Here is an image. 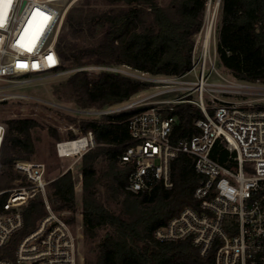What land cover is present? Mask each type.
Instances as JSON below:
<instances>
[{
    "label": "trees",
    "instance_id": "trees-1",
    "mask_svg": "<svg viewBox=\"0 0 264 264\" xmlns=\"http://www.w3.org/2000/svg\"><path fill=\"white\" fill-rule=\"evenodd\" d=\"M208 2L170 0L164 8L158 0H84L69 11L57 43L62 69L95 65L127 67L150 76H182L193 67L196 36L204 27ZM216 53L220 66L235 79L264 84V0H220ZM149 86L118 72L100 71L91 78L88 72L77 71L55 86L53 94L81 109L103 110L130 102ZM140 110L81 122L83 135L92 132L95 141V147L82 156L79 202L83 233L94 240L102 229H110L98 244L96 264H214V250L202 257L191 240L160 241L155 236L182 210L198 206L194 192L203 177L190 155L180 153L172 161L171 189L162 184L138 194L127 189L130 169L120 167L119 160L135 143L128 121ZM163 115L177 118L172 144L199 134L195 122L204 119L202 111L190 103L165 109ZM6 127L0 155L2 190L11 188L19 177L14 162L29 161L35 154L33 130L39 123L16 118L8 120ZM226 155L221 146L213 150L220 163ZM47 193L56 212L77 206L70 170L50 182ZM106 203L120 206V212ZM23 213L24 227L2 250V258L14 260L19 241L46 215L42 197L31 200Z\"/></svg>",
    "mask_w": 264,
    "mask_h": 264
},
{
    "label": "built area",
    "instance_id": "built-area-1",
    "mask_svg": "<svg viewBox=\"0 0 264 264\" xmlns=\"http://www.w3.org/2000/svg\"><path fill=\"white\" fill-rule=\"evenodd\" d=\"M83 1L0 0V84L66 73L57 43L69 10ZM18 42L32 46V51ZM49 55L54 62H49ZM76 71L127 75L121 68L95 65ZM192 72L193 79H187ZM162 82L165 90L161 94L173 93V99L151 102L147 109L143 102H134L99 111L102 116L141 109L128 121L135 143L119 160L120 167L130 169L127 189L135 194L150 192L157 184L171 189L172 161L180 153L190 155L203 177L194 192L198 206L182 210L156 231V238L191 240L202 257L214 250V264H264V84L228 78L208 61L207 54L196 61L195 53L188 73L165 77ZM2 89L0 95L7 99L23 97ZM181 103L199 108L204 119L195 122L199 134L172 144L177 118L165 117L163 110H173ZM6 132V124L0 122V155ZM82 139L86 140L84 149L70 150V156L62 155L65 142L58 143L59 156H83L95 147L92 132L69 141ZM218 146L227 151L223 163L213 157ZM13 167L19 175L17 185L0 191V264H80L77 237L48 199L46 165L17 160ZM38 196L46 215L19 241L14 260L2 258V250L24 227L25 207Z\"/></svg>",
    "mask_w": 264,
    "mask_h": 264
},
{
    "label": "rangeland",
    "instance_id": "rangeland-1",
    "mask_svg": "<svg viewBox=\"0 0 264 264\" xmlns=\"http://www.w3.org/2000/svg\"><path fill=\"white\" fill-rule=\"evenodd\" d=\"M218 1L219 0H209L208 2L204 27L196 36L194 53L196 61L201 56L207 54L208 61H211V63L215 65V68L220 74L232 78V76L220 66L216 53L217 29L220 23V4ZM158 2L162 7L167 8L170 0H158ZM81 3L74 5L72 8L79 6ZM210 29L208 49L206 50L207 52H205L203 46L204 40ZM121 69L127 72L126 76L150 84L147 90L140 92L128 103L143 102L145 104L143 107L147 109L152 106L150 104L151 102L171 100L176 96L173 93L161 94V92L165 90V83L162 82L165 77L141 74L127 67H122ZM65 72L66 73L57 76H37L27 79H18L13 83H1L0 87H3L2 91L5 93L19 94L23 95V97L7 99L5 96L0 95V122L6 124V122L11 119L31 118L39 123V127L33 130L36 152L29 161L44 163L47 168V180L50 182L67 172L68 169L72 172L75 191L78 196L77 206L74 210H64L60 211V213H63V218L70 224L73 233L77 237L79 263L96 264L98 244L104 236L110 233V229H102L94 240L85 237L82 228V213L79 202V198L82 194V156L60 157L57 152V144L83 136L81 122L99 119L101 117L99 111L102 110L81 109L73 102L66 99L59 100L54 96L53 88L64 83L77 71L76 69L70 68L65 70ZM88 74L91 78H95L99 72H88ZM193 75L194 72L188 75L187 79L192 80ZM170 84H173V81H171ZM3 174L4 168L0 165V186L4 183ZM17 183L16 180H13L11 188L17 185ZM0 191H2V189H0ZM106 205L112 211L116 213L120 212V206L113 203H106Z\"/></svg>",
    "mask_w": 264,
    "mask_h": 264
},
{
    "label": "bare ground",
    "instance_id": "bare-ground-1",
    "mask_svg": "<svg viewBox=\"0 0 264 264\" xmlns=\"http://www.w3.org/2000/svg\"><path fill=\"white\" fill-rule=\"evenodd\" d=\"M210 31H211V29L208 30V33L205 36L204 45H203L205 50L208 49L209 36H210L209 32ZM85 145H86L85 139H82L81 141H77V142L65 141V143L61 146L62 155L66 154V155L70 156L71 155L70 150L75 149L74 153L79 152V151L84 149Z\"/></svg>",
    "mask_w": 264,
    "mask_h": 264
},
{
    "label": "snow or ice",
    "instance_id": "snow-or-ice-1",
    "mask_svg": "<svg viewBox=\"0 0 264 264\" xmlns=\"http://www.w3.org/2000/svg\"><path fill=\"white\" fill-rule=\"evenodd\" d=\"M47 19H48V17H45V20H47ZM18 46H20V47H24L25 50H27V51H29V52L32 51V46H28V45L20 44L19 42H18ZM47 59L49 60L50 63L54 62V61H53V58H52L51 55H49V56L47 57ZM17 66H18V67H26V65H22V64H18Z\"/></svg>",
    "mask_w": 264,
    "mask_h": 264
},
{
    "label": "water",
    "instance_id": "water-1",
    "mask_svg": "<svg viewBox=\"0 0 264 264\" xmlns=\"http://www.w3.org/2000/svg\"><path fill=\"white\" fill-rule=\"evenodd\" d=\"M218 3L220 4V0L218 1Z\"/></svg>",
    "mask_w": 264,
    "mask_h": 264
}]
</instances>
